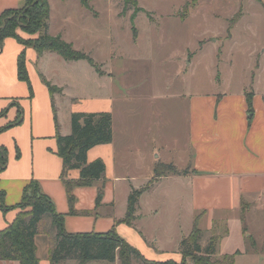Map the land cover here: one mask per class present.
I'll return each mask as SVG.
<instances>
[{"label":"crops","instance_id":"0c3cea01","mask_svg":"<svg viewBox=\"0 0 264 264\" xmlns=\"http://www.w3.org/2000/svg\"><path fill=\"white\" fill-rule=\"evenodd\" d=\"M25 1L0 0V15L6 9L23 7ZM47 1L50 9L47 34L60 36L72 48L76 47L78 39L72 35L73 19L80 21L89 11L95 16L91 0L87 6L80 0ZM21 52L25 55L32 93L28 83L17 75ZM53 64L63 72H52ZM107 65L108 72L101 73L87 60H67L53 51L38 55L33 47L15 38L3 40L0 113H4L0 115V149L5 152L6 162L0 168V190L9 208L6 211L0 208V230L9 226L21 212L16 205L21 201L25 186L34 180L52 200L55 210L64 215L67 232L114 229L147 260L180 262V242L196 222L201 231L204 228L210 233L207 241L211 236H219L216 256L235 254L234 264H264V89L258 91L244 86L224 93L191 94L185 108L183 95H179L173 97L175 102L169 108L149 106L146 111V100L140 99L141 94H129L131 90L126 87L131 86L127 83L123 84L122 92L112 90L114 71L110 63ZM87 67L100 80L96 94L78 92L87 90L82 73ZM43 79L60 91L51 96ZM104 84L105 90H102ZM249 91H252V112L247 105L246 92ZM173 109L182 115V121L184 116L186 119L184 144L174 134L168 140L165 114ZM78 111L110 112L112 139L88 150L87 161L101 159L105 172L103 178L89 186L73 187L76 212L71 214L61 175L63 162L57 154L54 112L60 134L67 135L71 131L70 116ZM159 164L188 172H166L155 177L154 170ZM78 177L77 169L67 172L70 180ZM165 180L173 181L176 187V201L171 203L175 211L167 224L159 214L160 202L144 201V197ZM149 182V188L138 199L132 225L122 222L131 190ZM100 186L103 196L96 206ZM183 186L190 192L193 217L187 228L182 223V207L178 208L177 202V194ZM55 235L50 217L43 216L34 237L38 264H51L50 250ZM0 264L20 263L0 259ZM57 264L77 262L65 260ZM99 264H119V261H100ZM132 264L143 263L133 259Z\"/></svg>","mask_w":264,"mask_h":264},{"label":"rangeland","instance_id":"374dc122","mask_svg":"<svg viewBox=\"0 0 264 264\" xmlns=\"http://www.w3.org/2000/svg\"><path fill=\"white\" fill-rule=\"evenodd\" d=\"M136 1L140 10L131 4L124 7L123 0H91L95 16L89 11L80 21L73 19L72 35L78 39L73 49L112 65L113 91L122 92L127 83L129 94H141L140 99L146 100V111L149 106L169 108L179 95L185 108L191 94L224 93L244 86L263 91L264 0ZM16 32L23 41L37 37L20 28ZM96 64L98 71L108 72L109 65ZM54 70L63 72L53 64ZM82 73L87 90L77 91L96 94L100 80L88 67ZM165 117L168 140L174 134L186 143L185 116L182 121L173 109ZM175 188L173 181L165 180L144 197L145 202H160L159 214L166 224L175 211L171 204L176 201ZM177 196L187 228L193 221L190 192L183 186ZM209 236L203 228L200 244L205 245Z\"/></svg>","mask_w":264,"mask_h":264},{"label":"trees","instance_id":"16d2710c","mask_svg":"<svg viewBox=\"0 0 264 264\" xmlns=\"http://www.w3.org/2000/svg\"><path fill=\"white\" fill-rule=\"evenodd\" d=\"M88 5V0H80ZM124 7L131 4L135 10L136 0H123ZM49 4L47 0H26L21 8L6 9L0 15V50L3 40L7 37L15 38L19 43L31 46L38 55L44 51H53L67 60H87L94 68L96 63L86 53L72 48L71 44L60 36L47 34L49 19ZM20 28L28 33H37L36 39L23 41L16 32ZM135 31V30H134ZM17 75L20 80L29 81L25 55L20 53L17 62ZM51 96L60 91L45 79ZM248 111L252 112V91L246 92ZM4 113V112H2ZM0 113V115L2 114ZM56 127L57 154L62 158V178L65 186L69 212L74 214L75 198L72 189L75 186H89L94 181L103 178L105 165L101 159L87 161V152L95 145L109 143L112 139V117L108 111L99 112H73L70 116L71 131L67 135L59 132V124L56 112H54ZM1 130V129H0ZM6 157L3 149H0V168L5 164ZM71 169L79 171L76 180L67 178V172ZM155 177L163 173L185 174L188 171H177L172 165L159 164L155 168ZM150 182L139 189H132L127 199V211L122 222L132 225L135 220V212L140 195L149 188ZM103 196V187H98L95 204L99 206ZM21 212L15 220L4 229L0 230V259L16 260L20 264H38L34 237L37 233V225L43 216L48 215L51 224L56 230L53 246L50 250L51 264H57L65 260H75L77 264H87L91 261L114 262L119 264H132V260L143 264H234V255L216 256V247L219 236H211L205 245L200 244L201 229L196 222L191 232L180 242L182 259L180 262L167 260L163 262L151 261L144 258L141 253L124 238L119 236L114 229L106 232H78L70 233L64 228V215L55 210L52 200L41 190L39 184L32 180L23 189L21 201L16 205ZM0 208L6 211L9 207L4 202V192L0 190Z\"/></svg>","mask_w":264,"mask_h":264}]
</instances>
